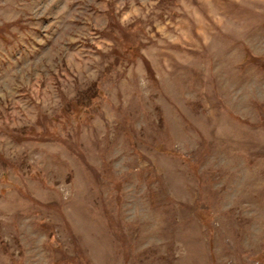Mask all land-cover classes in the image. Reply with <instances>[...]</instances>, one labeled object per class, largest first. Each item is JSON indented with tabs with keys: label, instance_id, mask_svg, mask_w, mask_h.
<instances>
[{
	"label": "rangeland",
	"instance_id": "obj_1",
	"mask_svg": "<svg viewBox=\"0 0 264 264\" xmlns=\"http://www.w3.org/2000/svg\"><path fill=\"white\" fill-rule=\"evenodd\" d=\"M0 264H264V0H0Z\"/></svg>",
	"mask_w": 264,
	"mask_h": 264
},
{
	"label": "trees",
	"instance_id": "obj_2",
	"mask_svg": "<svg viewBox=\"0 0 264 264\" xmlns=\"http://www.w3.org/2000/svg\"><path fill=\"white\" fill-rule=\"evenodd\" d=\"M251 56V55H250ZM251 60H252V57H251ZM253 60H255V59H253ZM257 61V60H256Z\"/></svg>",
	"mask_w": 264,
	"mask_h": 264
}]
</instances>
